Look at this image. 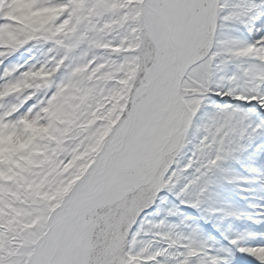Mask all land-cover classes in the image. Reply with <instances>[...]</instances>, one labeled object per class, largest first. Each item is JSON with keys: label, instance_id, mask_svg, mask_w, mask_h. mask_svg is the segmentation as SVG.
<instances>
[{"label": "snow or ice", "instance_id": "snow-or-ice-1", "mask_svg": "<svg viewBox=\"0 0 264 264\" xmlns=\"http://www.w3.org/2000/svg\"><path fill=\"white\" fill-rule=\"evenodd\" d=\"M262 16L264 0H0V264H228L196 219L245 215L220 189L251 182L228 165L264 134V35L225 29ZM161 192L179 223L146 219ZM239 251L264 264V244Z\"/></svg>", "mask_w": 264, "mask_h": 264}, {"label": "rangeland", "instance_id": "rangeland-1", "mask_svg": "<svg viewBox=\"0 0 264 264\" xmlns=\"http://www.w3.org/2000/svg\"><path fill=\"white\" fill-rule=\"evenodd\" d=\"M256 29H259V31H256ZM225 30L230 31L232 35L239 36L251 42L252 40L258 39L259 36L264 35V16L260 17V19L255 22L251 33L238 24L228 25ZM28 55H30V53H26L22 50L21 53H17L15 56L11 57L10 60L22 62ZM200 115L201 121L203 122L202 113H200ZM200 133L201 134L198 135L199 139L203 135V129L200 130ZM241 162L243 166L241 167L240 176L247 177L251 181L248 185L251 187L247 188L250 189L246 195L248 198L247 202L237 201V199L231 197L229 192L230 189H232V184H224L220 191L227 205L243 212L245 215L238 219H220L219 216H214L207 222L197 218L196 225L200 229L201 238L210 245V252L215 254L217 248H227L229 250L230 255L228 257V264H256V261L252 257L242 253L239 249L264 244V216L258 215V213L264 212V175H262V173H264V134L256 136L255 139L251 141L250 146L241 156L239 163ZM229 167L234 171L232 162L229 164ZM250 169H258L259 171L254 172L250 171ZM240 183H242V185L245 184L243 182ZM160 195L166 197V203L160 204L159 201H157L156 204H153L148 210L152 212L153 215L146 217V219L152 223H157L160 220H166L168 224L179 223L178 217L166 216L167 208L171 206V204L178 203V201L174 200L173 197L166 192H161ZM181 210L185 211L187 214H192L196 217L199 216L198 213H194L192 210L187 209L189 210L187 211L182 207ZM212 224L217 225V230L212 229ZM148 227V225H145L146 229H148ZM150 231H156V229H151ZM184 231L187 232V229ZM247 234L253 235L249 236ZM225 236H227L228 239H225ZM240 236L244 238L238 240L236 245H232L229 242L230 239ZM137 239L139 241H146L152 239V236L150 232L147 235L141 233ZM162 246L163 245L159 243L153 244L154 248Z\"/></svg>", "mask_w": 264, "mask_h": 264}, {"label": "trees", "instance_id": "trees-1", "mask_svg": "<svg viewBox=\"0 0 264 264\" xmlns=\"http://www.w3.org/2000/svg\"><path fill=\"white\" fill-rule=\"evenodd\" d=\"M202 123L203 122L201 121V115H200V113H197V116L193 118L192 125L190 126L189 131L186 134L185 147L181 150L180 154L176 157V161H177L176 166L177 167H182L186 163L187 159L191 156V153H192L195 145L199 142L198 135L201 134L200 130L202 129ZM242 166H243L242 162L241 163H236V162L233 163L232 162V168L234 169L233 174L240 176ZM228 167H229V165H228ZM238 170H240V171H238ZM249 184L250 183H245L244 185H242V183L232 184L231 185L232 189H230V192H229L231 197L245 202L246 201V197H245L246 192L241 191V189L251 187V186H248Z\"/></svg>", "mask_w": 264, "mask_h": 264}, {"label": "bare ground", "instance_id": "bare-ground-1", "mask_svg": "<svg viewBox=\"0 0 264 264\" xmlns=\"http://www.w3.org/2000/svg\"><path fill=\"white\" fill-rule=\"evenodd\" d=\"M220 248H217L216 250H215V254H220V255H222V253H218V250H219Z\"/></svg>", "mask_w": 264, "mask_h": 264}]
</instances>
